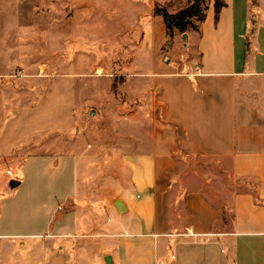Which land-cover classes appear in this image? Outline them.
<instances>
[{
	"label": "crops",
	"instance_id": "obj_1",
	"mask_svg": "<svg viewBox=\"0 0 264 264\" xmlns=\"http://www.w3.org/2000/svg\"><path fill=\"white\" fill-rule=\"evenodd\" d=\"M53 1L45 12L55 21L39 31L48 47L68 49L54 59L57 71L15 73L32 62L3 59L0 28V264H264V0H224L217 19L207 0L186 57L176 47L181 33L165 48L155 7L176 12L190 0ZM79 23L97 32L85 34L92 64H107L117 48L139 82L135 133L123 142L137 147L118 158L59 133L74 124ZM145 110L156 117L142 134ZM29 141L37 151L24 152ZM45 145L53 147L40 151ZM178 156L210 159L228 179L247 180L242 189L213 181L225 216L203 179L185 186L187 214L162 212Z\"/></svg>",
	"mask_w": 264,
	"mask_h": 264
},
{
	"label": "rangeland",
	"instance_id": "obj_2",
	"mask_svg": "<svg viewBox=\"0 0 264 264\" xmlns=\"http://www.w3.org/2000/svg\"><path fill=\"white\" fill-rule=\"evenodd\" d=\"M55 3L53 0H6L1 2L2 8L5 10V17H0V28H4L1 35L3 36L2 45L4 47L3 59L8 61L10 58L22 57V59H29L32 62L28 67L21 65L15 68V73H39L41 68L44 70V74H49L58 70L54 60L57 55L63 59L68 58V49H53L51 44L50 47L47 46V40L46 43L41 42V40L45 41L47 37L45 32L39 30L55 21V18L51 15L48 17L45 11L51 12ZM206 3L203 7L207 6ZM64 8L65 4H62L61 10L64 11ZM200 21L198 16L194 17V25L189 26L186 32L197 31ZM23 24L28 25L27 29L30 31L21 32L19 25ZM7 29L8 31H6ZM78 29L77 72L79 77L76 88L77 104L74 109V124L69 130L59 131V133L63 138L69 136L86 137L102 153L110 152L113 155V157L109 155L111 159L118 158L121 154L133 151L137 147L128 142L126 144L123 142L132 138L135 133L132 111L137 110L138 101H142L141 97L136 96L139 82L131 80L129 73L133 66L121 64L126 59L119 57L118 53L122 50L117 48L112 52L113 55L108 59L107 64H92V60L87 57L86 53L93 52V48L91 49L85 43V34L96 36L97 32L86 26L85 23H79ZM179 33L183 34L177 28L173 29V35L166 44V49L175 46L177 43L175 36ZM181 35L180 42L176 47L180 55L186 57L190 39L186 41ZM36 41L40 42L43 47L39 48ZM47 83L48 81L45 82V86ZM152 101L151 97L147 100L148 108ZM156 115L160 119L159 107ZM156 115L150 119L147 110L142 114V122L145 128L142 134H146L149 126L153 125ZM50 135V132H46L40 138L47 139ZM33 145V141H29L22 148L25 149L24 152L29 150H32L29 152H35L37 149L33 148ZM50 147L53 145H45L40 147V151H49ZM168 168L170 176H167L166 189L169 193H163L159 202L162 212L169 213L174 217L187 214V207L185 206L188 204V196L185 194V186H194L195 180L198 182V180L203 179L201 184L210 198L209 202H215L219 205V216L221 217L226 215L225 206L221 197L212 189L213 181H220L232 189H235V185L238 189L244 188L247 181L246 179H228V176L220 171L217 162L200 156L175 157L174 161L169 162ZM190 181H192L191 186ZM184 182H188V185Z\"/></svg>",
	"mask_w": 264,
	"mask_h": 264
},
{
	"label": "trees",
	"instance_id": "obj_3",
	"mask_svg": "<svg viewBox=\"0 0 264 264\" xmlns=\"http://www.w3.org/2000/svg\"><path fill=\"white\" fill-rule=\"evenodd\" d=\"M207 0H190V4L176 12H170L165 7L156 6L155 12L161 14L165 20L169 39L173 35V29L177 28L180 32L187 31L189 26H193V18L198 16L201 20L205 17L206 7H203ZM226 5L224 0H215L216 19L221 9ZM168 43V42H167Z\"/></svg>",
	"mask_w": 264,
	"mask_h": 264
},
{
	"label": "water",
	"instance_id": "obj_4",
	"mask_svg": "<svg viewBox=\"0 0 264 264\" xmlns=\"http://www.w3.org/2000/svg\"><path fill=\"white\" fill-rule=\"evenodd\" d=\"M183 37L186 39V41L189 40V35H188L187 32H184V33H183ZM116 204H117V206H118L120 209H121V207L123 206V203H122V200H121V199H117V200H116Z\"/></svg>",
	"mask_w": 264,
	"mask_h": 264
}]
</instances>
